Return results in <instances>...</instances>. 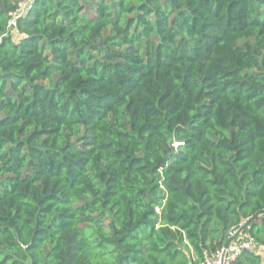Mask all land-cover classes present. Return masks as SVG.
<instances>
[{
  "label": "trees",
  "instance_id": "16d2710c",
  "mask_svg": "<svg viewBox=\"0 0 264 264\" xmlns=\"http://www.w3.org/2000/svg\"><path fill=\"white\" fill-rule=\"evenodd\" d=\"M0 0V264L264 250V0ZM231 264H264L243 251Z\"/></svg>",
  "mask_w": 264,
  "mask_h": 264
},
{
  "label": "built area",
  "instance_id": "2783aa9c",
  "mask_svg": "<svg viewBox=\"0 0 264 264\" xmlns=\"http://www.w3.org/2000/svg\"><path fill=\"white\" fill-rule=\"evenodd\" d=\"M29 3L30 0H27V3L25 5H22L21 3L19 10L16 13L11 14V20L8 24L9 32L14 29L16 19L25 13L29 6ZM242 225L243 224L233 228L228 234L226 244L215 254L206 256L204 260L199 264H231L240 256L243 251H248L259 255L261 254L259 252L260 250L264 252V250L259 247L256 244L255 240L250 236L248 228L244 231V235L240 236V234H237L242 228Z\"/></svg>",
  "mask_w": 264,
  "mask_h": 264
},
{
  "label": "rangeland",
  "instance_id": "374dc122",
  "mask_svg": "<svg viewBox=\"0 0 264 264\" xmlns=\"http://www.w3.org/2000/svg\"><path fill=\"white\" fill-rule=\"evenodd\" d=\"M27 3V0H25V1H23L22 2V5H25ZM10 34L12 35V37L14 38V39H16V32H15V30L14 29H12L11 31H10ZM242 228L239 230V232L237 233V234H240V236H242V235H244V231L245 230H247V224L244 222L243 223V225L241 226ZM261 254L260 255H262V250H260L259 251Z\"/></svg>",
  "mask_w": 264,
  "mask_h": 264
},
{
  "label": "crops",
  "instance_id": "0c3cea01",
  "mask_svg": "<svg viewBox=\"0 0 264 264\" xmlns=\"http://www.w3.org/2000/svg\"><path fill=\"white\" fill-rule=\"evenodd\" d=\"M261 256H262V259H263V262H264V252H262V255Z\"/></svg>",
  "mask_w": 264,
  "mask_h": 264
}]
</instances>
